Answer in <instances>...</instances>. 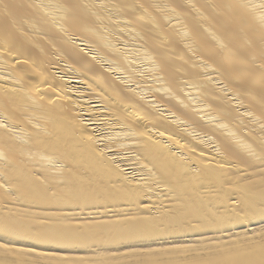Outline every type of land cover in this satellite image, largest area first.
I'll return each mask as SVG.
<instances>
[{"label": "bare ground", "instance_id": "6f19581e", "mask_svg": "<svg viewBox=\"0 0 264 264\" xmlns=\"http://www.w3.org/2000/svg\"><path fill=\"white\" fill-rule=\"evenodd\" d=\"M0 264H264V0H0Z\"/></svg>", "mask_w": 264, "mask_h": 264}]
</instances>
